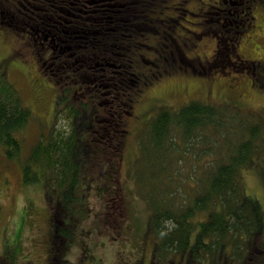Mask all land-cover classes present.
<instances>
[{"label":"rangeland","instance_id":"1","mask_svg":"<svg viewBox=\"0 0 264 264\" xmlns=\"http://www.w3.org/2000/svg\"><path fill=\"white\" fill-rule=\"evenodd\" d=\"M29 1L22 0L18 10L12 3L0 4V70L33 112L19 133V152L7 158L0 151V256L11 264H160L148 227L152 207L137 179L141 136L160 108L193 99L231 102L255 113L264 129V0H134L136 26L123 38L124 56L113 55L121 64L116 76L128 77L131 95L104 103L102 95L87 90L93 82L84 80L91 72L77 81L70 75L72 66L57 82L49 63L35 61L43 53L41 42L51 41L53 12L41 9L38 0ZM38 15L47 20L41 23ZM84 52L80 47L77 53ZM83 87L85 93L79 94ZM68 99L87 100L84 118L95 109L99 120L83 133L75 189L80 203L66 218L71 233L59 256L51 249L52 206L45 185L24 183L21 170L30 147L50 135ZM109 105L117 106L112 115ZM58 116V127L69 126L63 113ZM258 146V159L242 167L240 175L245 191L264 209V132ZM192 157L181 170H208L211 161L197 148ZM260 239L262 252L252 264H264V228ZM244 253L231 264H241ZM224 254L230 257L232 251Z\"/></svg>","mask_w":264,"mask_h":264},{"label":"trees","instance_id":"2","mask_svg":"<svg viewBox=\"0 0 264 264\" xmlns=\"http://www.w3.org/2000/svg\"><path fill=\"white\" fill-rule=\"evenodd\" d=\"M135 7L133 2L116 17L113 23L118 28L116 32H107V54L111 57L107 62L116 64L115 71L120 69L113 55L124 56L122 35L134 31L139 16L134 12ZM134 15L136 18L132 19ZM127 16L129 20L125 21ZM104 26L108 29L111 24ZM89 30L93 31L94 27ZM93 39L89 50L98 54L97 49L103 50L105 46L98 47L97 39ZM90 67V71L100 69L95 60ZM94 77L95 74L84 81L98 83L101 88L113 82L93 80ZM127 79L126 76L115 79L117 91L124 95H128L127 90L122 91L121 87L130 86ZM86 101L68 99L65 108L57 114L63 113L69 126L58 127L60 116L57 115L52 132L30 147L21 170L24 183L45 185L46 198L52 206L51 249L59 256L63 239L71 233L66 218L76 213L80 203L75 189L79 182V153L85 147L83 133L86 127L92 131V122L99 120V116H94V109L84 118ZM32 116V110L0 70V151L7 158L19 152V133ZM256 119L255 113L241 111L231 102L196 99L178 107L160 108L152 114L140 140L137 179L152 207L148 227L155 239L157 263L174 264L178 260L184 264H231L243 250L241 264H252L253 258L262 252L260 233L264 228V209L256 197L245 191L240 175L242 167L258 159V142L264 129ZM196 148L201 156L210 159L208 170H181L183 162L193 163ZM226 250L232 251L230 257L224 254ZM0 264L10 263L3 258Z\"/></svg>","mask_w":264,"mask_h":264},{"label":"flooded vegetation","instance_id":"3","mask_svg":"<svg viewBox=\"0 0 264 264\" xmlns=\"http://www.w3.org/2000/svg\"><path fill=\"white\" fill-rule=\"evenodd\" d=\"M38 1L40 2V5H42L41 3H43V6L39 7L43 10H50L51 12H53V16L50 17L52 20L50 23H48V25L51 26V29L49 30L51 41L50 43L41 42V49L43 50V53H39L38 58H36L35 61L37 62L38 60H43V64L49 63L52 75L58 76L56 77L57 82L65 79L64 76L66 74H64V70L72 66H74L72 69L73 74L70 73V75H73L74 79L77 81L82 77V73L86 74L89 72L95 74L93 80H98V78L107 81L112 80V83H108L102 88L96 85L98 83H93V85L90 86V88H88L87 90L92 91V94L94 93L98 96L102 95V97L104 98L103 103L109 102L111 101V99L113 100V102H115V99H117L121 95V93L117 91L118 86H115V79L117 78L116 73L119 72V70L115 71V69L113 68L116 66L115 63L107 62V59H111V57L107 54V48H109V45L106 44V38H108L107 32H116L118 28L114 27V20L118 15L121 14L122 11H126L127 8L131 7L133 2L131 0ZM25 2L31 4L29 0H25ZM218 2L222 4L224 2H227V0H219ZM4 3H12V5L18 10L19 7L17 6L21 5L22 0H16L15 3L11 0H0V4L2 6ZM58 12H63L65 16L62 14L60 15ZM103 13H108V18ZM129 16L125 18V21L129 20ZM37 18L41 19V23H44V21L47 20L45 17L43 18L39 15L35 17V19ZM108 22L109 24H111V26H109L107 29L104 24ZM90 27H94V30L90 31ZM32 34L33 33L30 32V35ZM124 34L122 35V37L126 35ZM93 38L97 39L98 47L100 45L105 46L103 47V50L97 47L98 54H96L93 49L89 50L91 41L94 40ZM80 47H82L86 52L77 53ZM7 59L8 57L5 60L7 61ZM92 60H95L96 65L100 67L98 71L97 69L95 71L89 70L91 69L90 63ZM104 64H106V66H104ZM120 65L121 64H118L117 68ZM252 66L254 70L255 65L253 64ZM85 89L83 87V89L81 90L83 94L85 93ZM121 89L122 91L127 90V94L130 95V91L128 90L130 89V87L128 85H126V87H121ZM128 108L131 110L129 112L130 114H128L131 117L133 115L132 105L128 104ZM116 110L117 106L109 105L107 113L112 115L116 112ZM3 258H5L7 263H10L7 261L6 255L0 256V259ZM11 263H13V261Z\"/></svg>","mask_w":264,"mask_h":264}]
</instances>
